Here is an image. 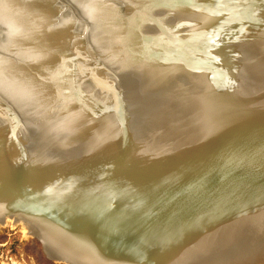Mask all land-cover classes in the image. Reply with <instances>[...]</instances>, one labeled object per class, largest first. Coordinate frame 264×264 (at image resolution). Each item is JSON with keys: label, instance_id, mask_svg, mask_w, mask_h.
I'll return each instance as SVG.
<instances>
[{"label": "water", "instance_id": "95a60500", "mask_svg": "<svg viewBox=\"0 0 264 264\" xmlns=\"http://www.w3.org/2000/svg\"><path fill=\"white\" fill-rule=\"evenodd\" d=\"M1 216L73 264L264 245V0H0Z\"/></svg>", "mask_w": 264, "mask_h": 264}, {"label": "rangeland", "instance_id": "374dc122", "mask_svg": "<svg viewBox=\"0 0 264 264\" xmlns=\"http://www.w3.org/2000/svg\"><path fill=\"white\" fill-rule=\"evenodd\" d=\"M16 221V222H15ZM0 264H72L51 255L22 217L1 216ZM222 264H264V245L255 248L244 260Z\"/></svg>", "mask_w": 264, "mask_h": 264}, {"label": "bare ground", "instance_id": "6f19581e", "mask_svg": "<svg viewBox=\"0 0 264 264\" xmlns=\"http://www.w3.org/2000/svg\"><path fill=\"white\" fill-rule=\"evenodd\" d=\"M16 222V221H15ZM73 264V263H72Z\"/></svg>", "mask_w": 264, "mask_h": 264}]
</instances>
